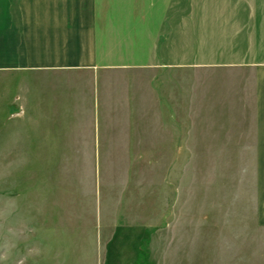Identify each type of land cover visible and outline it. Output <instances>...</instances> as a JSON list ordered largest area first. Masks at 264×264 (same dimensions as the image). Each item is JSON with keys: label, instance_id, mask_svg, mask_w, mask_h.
<instances>
[{"label": "rangeland", "instance_id": "rangeland-1", "mask_svg": "<svg viewBox=\"0 0 264 264\" xmlns=\"http://www.w3.org/2000/svg\"><path fill=\"white\" fill-rule=\"evenodd\" d=\"M190 2L158 88L149 68L98 94L86 71H0V264H264L254 75L212 66L264 0Z\"/></svg>", "mask_w": 264, "mask_h": 264}, {"label": "crops", "instance_id": "crops-1", "mask_svg": "<svg viewBox=\"0 0 264 264\" xmlns=\"http://www.w3.org/2000/svg\"><path fill=\"white\" fill-rule=\"evenodd\" d=\"M195 9L190 0L184 1L182 12L175 11L174 0H0V71H86L91 73L93 89L98 94L100 75L116 69L134 72L149 68L158 88L161 74H169L175 67L174 51L167 50L168 43L174 41L180 20L184 35L189 36ZM254 21L255 15L254 24L248 25V38L241 40V46H227L236 51L230 57L239 62L220 61L212 66L250 70L254 75L252 132L257 180L262 187L264 55L260 49L264 50V19L259 24L263 26L262 32L255 28ZM202 24L201 21L199 25ZM242 27L241 24L237 37ZM187 61L182 66L191 64ZM157 100L165 102L164 98Z\"/></svg>", "mask_w": 264, "mask_h": 264}]
</instances>
